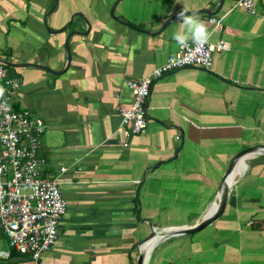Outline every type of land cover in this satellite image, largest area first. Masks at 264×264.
<instances>
[{
	"label": "crops",
	"instance_id": "0c3cea01",
	"mask_svg": "<svg viewBox=\"0 0 264 264\" xmlns=\"http://www.w3.org/2000/svg\"><path fill=\"white\" fill-rule=\"evenodd\" d=\"M117 1L59 0L55 8V0H0V60L19 65L6 66L21 84L13 106L48 125L40 172L60 180L68 205L56 243L38 261L0 228V250L11 251L0 264H136L154 231L162 239L140 251L145 264H264V155L223 186L238 155L264 145V0H254L255 15L235 0L215 15L196 14L208 42L229 48L215 53L211 70L158 79L146 131L124 143L116 131L120 107L133 102L128 82L179 51L173 33L184 26L164 25L182 11L217 10L221 0H121L115 15L149 33L115 20ZM77 14L92 28L71 38L69 63L67 36L88 26L76 16L65 32L48 28L59 31ZM212 16L224 18L222 31H213ZM222 186L230 196L220 218L195 234L168 235L201 223Z\"/></svg>",
	"mask_w": 264,
	"mask_h": 264
},
{
	"label": "built area",
	"instance_id": "2783aa9c",
	"mask_svg": "<svg viewBox=\"0 0 264 264\" xmlns=\"http://www.w3.org/2000/svg\"><path fill=\"white\" fill-rule=\"evenodd\" d=\"M235 6L255 15L254 0H235ZM223 17L212 16L213 31L223 30ZM228 44L187 42L150 76L128 82L133 96L131 107L121 106V124L116 131L120 143L142 134L148 126L147 101L156 81L167 73L187 67L211 70L214 55L227 50ZM20 82L0 64V228L12 248L38 261L58 239V227L67 212L61 182L40 172L38 150L48 125L43 119L16 110L13 96ZM11 251L0 250V258L9 259Z\"/></svg>",
	"mask_w": 264,
	"mask_h": 264
},
{
	"label": "water",
	"instance_id": "95a60500",
	"mask_svg": "<svg viewBox=\"0 0 264 264\" xmlns=\"http://www.w3.org/2000/svg\"><path fill=\"white\" fill-rule=\"evenodd\" d=\"M120 1H121V0L117 1V2L113 5V7H112V9H111V16H112L115 20L123 21V22L126 23L129 27H131V28H133V29H135V30H137V31L149 33V31H147V30H143V29H141V28H139V27L133 25L131 22L127 21L126 18H124V17H117V16L115 15V9H116V6H117V4H118ZM224 1H225V0H221L220 5H219V8H218L217 10H213V9H203V10L194 11V12H192V13H195V14H208V15H215V14H217V13L221 10V8H222V6H223V4H224ZM55 2H56V5H55V8H56L57 5H58L59 0H55ZM186 14H190V13H186ZM76 16L81 17V18L85 21V23H86V25L88 26V28H87L86 31H71V32L69 33V35L67 36V40H66V43H65V47H66V50H67L68 62H69V63L71 62V59H72V54H71V50H70V40H71V38H72L73 36H75V35L87 36V35L90 33L91 28H92L91 23L88 21V19H86V18L84 17L83 14H77V15H74V16L70 19V21H69V23L66 25V27H63V28H62L61 30H59V31H53V30H51V29L48 28V31L51 32V33L65 32L66 30H68L69 27L72 26L73 21H74V19H75ZM178 17H179V16H175V17H173L172 19H170V20L164 25L163 29H164L165 27H167V26H168L170 23H172L173 21L177 20ZM0 64L5 65V66H9V67L19 66V65H14V64L8 63V62H6V61H2V60H0ZM24 66H37V65H30V64H27V65H24ZM42 68H45V67H42ZM45 69H46V70H49L50 72H52V73H54V74H61V73L63 72V71H62V72L54 71V70H51V69H48V68H45ZM261 149H263V152H264V145H263V146L261 145V146L250 147V148H248V149L242 151V152L238 155V157H237V159L235 160V162H234V163L229 167V169L227 170L226 175H225V178H224V181H223V184L226 182V180H227V179L229 178V176L231 175L233 169H234L235 166H236L237 161H238L240 158H242V157H247V156H251L252 154H254L255 152H257L258 150H261ZM222 187H223V186H222ZM221 190H222V188H221ZM221 190H220V191H221ZM229 196H230V191L227 190L226 192H224V193L221 195L220 202H219V206H218V208H217V210L215 211L214 214H212V215L206 217L201 223H199V224H197V225H195V226H193V227L178 230V232H176V234H195V233H197V232H199V231L205 229L206 227H208L210 224H212L215 220H217L218 218H220V217L224 214V212H225V210H226V207H227V204H228ZM155 236H156V231H154V232L148 237V239H146L145 241H143V243H142L141 245L145 244L146 242H148L149 240H151V239L154 238ZM141 245H140V246H141ZM140 246H139V247H140ZM136 264H145V256L140 252V250H138V259H137Z\"/></svg>",
	"mask_w": 264,
	"mask_h": 264
},
{
	"label": "clouds",
	"instance_id": "9594fccd",
	"mask_svg": "<svg viewBox=\"0 0 264 264\" xmlns=\"http://www.w3.org/2000/svg\"><path fill=\"white\" fill-rule=\"evenodd\" d=\"M178 20V23L184 26V32L181 33L177 31L173 33V39H175L180 46H186L189 37L196 45H203L210 38V33L204 21L197 18L195 13L185 14V12L182 11L179 13Z\"/></svg>",
	"mask_w": 264,
	"mask_h": 264
},
{
	"label": "bare ground",
	"instance_id": "6f19581e",
	"mask_svg": "<svg viewBox=\"0 0 264 264\" xmlns=\"http://www.w3.org/2000/svg\"><path fill=\"white\" fill-rule=\"evenodd\" d=\"M255 155H261V156L264 155L263 149H262V150H259V151H257V152H255L254 155L252 154L251 156L242 157V158H240V159L237 161L236 166H235V168L233 169L231 175H230L229 178L226 180V182L223 184L224 189L226 188V185H230L232 181H234V180L237 179V175L240 174V171H241V168H242L244 162H245L246 160H250V159H252L253 157H255ZM227 190H228V189H227ZM227 190H226V191H227ZM226 191H223V187H222V190H221L220 193H219V198H218V201H217L216 205H215L212 209H210V211H209L210 213H208V215H207L206 217H208V216H210V215H212V214L215 213V211L217 210V208H218V206H219V202H220L221 195H222L224 192H226ZM206 217H205V218H206ZM202 220H203V219H202ZM176 232H178V230L173 231V232H172V231H171V232H168V235L170 236V235L176 234ZM157 236H158V232H156V236H155L154 238H152L151 240H149V241L146 242L145 244L141 245L140 251H141V252L143 251L144 254H148V250L151 249V248H152L157 242H159V241L162 239L161 237H157ZM143 253H142V254H143ZM144 254H143V255H144ZM145 261H146V258H145Z\"/></svg>",
	"mask_w": 264,
	"mask_h": 264
},
{
	"label": "rangeland",
	"instance_id": "374dc122",
	"mask_svg": "<svg viewBox=\"0 0 264 264\" xmlns=\"http://www.w3.org/2000/svg\"><path fill=\"white\" fill-rule=\"evenodd\" d=\"M159 232H161V231H159Z\"/></svg>",
	"mask_w": 264,
	"mask_h": 264
}]
</instances>
